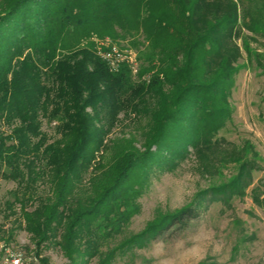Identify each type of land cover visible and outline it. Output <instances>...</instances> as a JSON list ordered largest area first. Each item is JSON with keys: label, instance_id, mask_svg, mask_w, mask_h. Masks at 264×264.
I'll list each match as a JSON object with an SVG mask.
<instances>
[{"label": "trees", "instance_id": "obj_1", "mask_svg": "<svg viewBox=\"0 0 264 264\" xmlns=\"http://www.w3.org/2000/svg\"><path fill=\"white\" fill-rule=\"evenodd\" d=\"M221 1L227 6L213 0H0V177L17 183L7 208L19 210L7 244L23 229L38 256L59 247L67 264H114L200 216L195 200L140 233L125 234L140 208L141 190L134 186L143 182L142 172L135 176L140 166L165 168L190 149L230 144L219 134L233 117V62L240 53L236 46L230 51L225 36L232 38L241 17L248 29L264 32V0ZM94 34L114 40L142 34L155 59L135 74L130 61L108 57L113 45L98 49ZM121 112L154 130L148 146L125 145L101 177L84 184ZM43 120L55 123V136L42 129ZM172 124L187 129L176 132ZM232 144L235 175L204 190L202 199L242 196L263 169L256 151L249 155L245 145ZM46 184L48 191L41 190Z\"/></svg>", "mask_w": 264, "mask_h": 264}, {"label": "rangeland", "instance_id": "obj_2", "mask_svg": "<svg viewBox=\"0 0 264 264\" xmlns=\"http://www.w3.org/2000/svg\"><path fill=\"white\" fill-rule=\"evenodd\" d=\"M213 1L227 6L221 0ZM240 19L242 22L235 28L232 38L225 36L233 46L229 47L230 51L236 46L240 53L233 62L238 69L230 98L233 117L219 134L225 136L230 144L204 145L197 151L190 149L187 157L169 163L165 168L140 166L135 176L142 172L140 178L143 182L134 185L141 190L136 199L140 208L131 218L125 234L140 233L158 216L175 212L195 200L201 207L200 216L185 229L170 231L153 239L145 247L137 248L133 255L120 256L114 264H264V32L262 27L256 31L248 29L243 18ZM90 40L97 43L98 49L102 45H113L107 50L113 51V54L108 56L116 55L120 60L130 61L135 74L149 65L155 55L142 34L122 36L116 40L110 37L101 39L94 34ZM155 70L143 75L144 80L149 82ZM118 117L120 120L106 137L107 147L101 151V158L96 160L97 169L90 168L84 184H89L93 176L101 177L120 158L125 145L132 143L140 150L148 146L154 130L145 120H136L132 114L124 112ZM43 121L42 129L55 136V123ZM186 127L172 124L176 132L186 131ZM2 129L10 131L6 125ZM232 142L245 145L250 150L247 152L249 155L256 151L263 169L254 172V183L242 196H235L228 202L212 197L202 199L204 190L235 175L237 160L229 158L235 147ZM152 148L155 149V146ZM17 186L15 181L0 177V264L7 247L22 249L36 256L35 264H42L39 256L48 257L50 264H67L68 259L59 247H49L38 256L36 244L23 229L16 230L14 240L7 244L8 231L19 217L18 208V214H12L7 208V201L14 199L13 191ZM256 186L257 191H253ZM41 190L48 191V184L45 187L42 185ZM90 264H97V259Z\"/></svg>", "mask_w": 264, "mask_h": 264}, {"label": "built area", "instance_id": "obj_3", "mask_svg": "<svg viewBox=\"0 0 264 264\" xmlns=\"http://www.w3.org/2000/svg\"><path fill=\"white\" fill-rule=\"evenodd\" d=\"M36 261H37L36 256L30 255L29 253H27L22 249L14 250L7 247L5 258L2 264H35Z\"/></svg>", "mask_w": 264, "mask_h": 264}]
</instances>
